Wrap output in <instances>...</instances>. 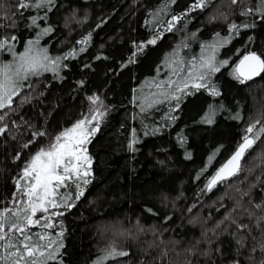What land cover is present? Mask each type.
<instances>
[{
	"label": "trees",
	"instance_id": "1",
	"mask_svg": "<svg viewBox=\"0 0 264 264\" xmlns=\"http://www.w3.org/2000/svg\"><path fill=\"white\" fill-rule=\"evenodd\" d=\"M18 2L0 0V43L8 41L0 58L44 37L61 64L24 81L0 111V127H7L0 135V209L12 207L31 157L89 113V97L105 112L87 146L90 174L82 179L89 182L60 188L72 206L37 213L62 215L50 217V229L31 228L55 241L47 264H264V136L243 171L207 189L250 124L264 126V73L240 83L235 72L249 52L264 59L261 0H205L204 7H194L196 0H52L44 7L25 0L26 9ZM174 16L180 19L168 30ZM201 54L227 61L209 87L197 90L189 81L183 92H175L176 83L169 88L199 67ZM177 67L183 71L173 74ZM113 246L128 255L106 258Z\"/></svg>",
	"mask_w": 264,
	"mask_h": 264
},
{
	"label": "snow or ice",
	"instance_id": "2",
	"mask_svg": "<svg viewBox=\"0 0 264 264\" xmlns=\"http://www.w3.org/2000/svg\"><path fill=\"white\" fill-rule=\"evenodd\" d=\"M174 2V0H173ZM238 0H231L232 4H236ZM52 3V0H39L35 3V7H44L46 4ZM30 5L25 0H19L17 7L26 9ZM205 0H196L194 7H204ZM252 9L242 12V15H249ZM261 15L264 16V0H261ZM180 17L174 16L172 21L168 22V30L173 27V21L179 20ZM35 23V20L33 21ZM231 29H237L238 26L233 24ZM230 29V30H231ZM50 29H45V32ZM159 37L149 39L147 44H155ZM15 39V37H12ZM79 43H86L85 40ZM8 44L5 40L0 43V48ZM145 44L137 45L138 51H143ZM209 48H215L216 45H209ZM84 51V49H81ZM31 47L25 51L23 55L17 57L12 63L0 64V111L4 108H10L14 96L19 95L20 90L24 87V81L31 76L41 74L42 70H48V63L57 64L59 58L50 60L46 52L43 54L30 55ZM70 55H72L70 53ZM133 59L130 62H135ZM227 61L220 64L215 62V56L209 55L202 57L199 67L192 65L191 70L187 72L186 78H182L181 83L169 81L168 87L171 88L176 83L175 92H183L189 87L195 89L208 88V78L211 74L218 72L220 66L226 65ZM183 71L182 68L173 69V74ZM235 72L238 73L236 78L240 83L251 80L254 76L264 73V59L260 55L252 52L245 55L237 65ZM158 87H160L158 85ZM162 95L176 99L180 97L171 92H162ZM190 94V93H185ZM212 95H218L213 87ZM93 105L98 103L99 98L96 96L89 97ZM178 106V104H177ZM151 107V103L149 104ZM143 111V106H141ZM95 114L84 116L78 120L72 127L65 129L56 135L52 141L45 147H41L25 164L21 175L16 179V193L12 201V207L0 209V264H47V261L55 259L50 246L55 243L46 233L31 232V228L39 227L50 229L53 227L51 216L62 215L59 212H52L50 216H40L37 213H49L50 208L56 209L60 207H71L67 203L68 196L60 193V188L67 187L69 182L75 183L77 189H80L81 182L87 184V177L90 172L91 158L87 154L86 145L90 143V138L95 135L99 129L98 117H102L103 113L99 109H94ZM237 119L239 116L236 117ZM4 117L0 115V121ZM209 122L210 119H209ZM259 121L250 124L246 129V134L242 137V142L237 146L236 151L231 155L225 164H223L208 181L207 189H211L218 183L238 175L244 169L241 162L246 154L256 144V142L264 136V126L257 129ZM255 130V131H254ZM7 131V127H0V135ZM34 136H44V132L33 133ZM135 135V133H133ZM136 141L134 140L133 143ZM28 145H24L27 147ZM132 149V144H129ZM18 158V157H17ZM60 195L61 199H57ZM78 195H83L80 191ZM257 208L260 205H256ZM227 218V217H226ZM264 219V217H262ZM244 228V225H238ZM48 239V244H41L40 241ZM128 253L123 250H117L114 246L110 248L105 257L117 258L127 256Z\"/></svg>",
	"mask_w": 264,
	"mask_h": 264
},
{
	"label": "rangeland",
	"instance_id": "3",
	"mask_svg": "<svg viewBox=\"0 0 264 264\" xmlns=\"http://www.w3.org/2000/svg\"><path fill=\"white\" fill-rule=\"evenodd\" d=\"M43 37V36H42ZM43 39H44V37L42 38V41H41V38H40V40H37V41H31L29 44H28V46L26 47V49H24V51H22V52H20V53H16V54H14V55H9V56H2L3 58H0V64H3V63H12L17 57H19L20 55H23L24 53H25V51L27 50V49H29V47H31V53H30V55H36V54H43L44 52H46V54H47V56L50 58V60H56V58H58V57H55V56H53L51 53H50V51H48L45 47H44V45H43ZM221 48H219L218 50H220ZM209 55H204V54H201L200 56H199V59H198V61H199V64H200V61H201V58L202 57H208ZM60 64H61V60H60V58H59V61H58V65L57 64H52V63H48V70H42L41 71V73H43V72H56V71H58L59 70V68H60ZM91 104H92V102H91ZM94 109H99V111L101 112V113H103V116H104V104H103V102L101 101V100H98V103L96 104V105H93L92 104V106H91V108H90V111H89V113L86 115V116H88V115H92V114H95L94 112H93V110ZM103 116L102 117H98V122H99V124H100V121H101V119L103 118ZM96 134V133H95ZM91 139V138H90ZM88 146V144L86 145V147ZM90 172V171H89ZM105 230H103V232H104ZM107 232H110V233H113V234H121L119 231L117 232V231H115V233L114 232H112V230L110 229H108L107 230ZM106 232V233H107ZM117 236V235H116Z\"/></svg>",
	"mask_w": 264,
	"mask_h": 264
},
{
	"label": "water",
	"instance_id": "4",
	"mask_svg": "<svg viewBox=\"0 0 264 264\" xmlns=\"http://www.w3.org/2000/svg\"><path fill=\"white\" fill-rule=\"evenodd\" d=\"M249 53H252V52H249ZM249 53H247V54H245V55H248ZM254 53H255V52H254ZM256 54H257V53H256ZM245 55H244V56H245ZM257 55H258V54H257ZM244 56H243V57H244ZM243 57H242V58L239 60V62L236 64V67H237V65H239V63H240V61L243 59ZM261 58H262V57H261ZM262 59H263V58H262ZM236 67H235V69H236ZM237 74H238V73H237ZM261 75H262V73H261L259 76H254L251 80H253V79H257V78H259ZM246 81H250V80H246ZM230 157H231V156H230ZM230 157H229V158H230ZM229 158H228V159H229ZM228 159H227V160H228ZM227 160L224 162V164L227 162ZM241 164H242V162H241ZM214 175H215V174H214ZM231 178H233V177H231ZM231 178H230V179H231ZM216 185H217V184H216ZM216 185H215V186H216Z\"/></svg>",
	"mask_w": 264,
	"mask_h": 264
}]
</instances>
